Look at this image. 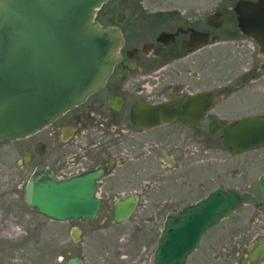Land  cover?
<instances>
[{"label":"flooded vegetation","instance_id":"af4514ba","mask_svg":"<svg viewBox=\"0 0 264 264\" xmlns=\"http://www.w3.org/2000/svg\"><path fill=\"white\" fill-rule=\"evenodd\" d=\"M233 1L230 7L212 10L211 0H107L97 10L95 20L118 28L122 35L120 59L104 87L28 136L32 140L22 151L32 153L33 169L42 164L57 178L102 171L96 190L98 211L85 222L96 220L87 232L90 240L97 239L103 224L110 227L131 220L137 211L152 210L163 213L156 247L169 212L219 187L233 188L253 200L208 228L184 264H264V254L256 260L249 257L250 243L264 239V194L259 189L264 145L230 152L223 137L225 125L233 120L224 115L227 103L247 93L254 106L256 95L264 94V55L238 27L233 10L237 0ZM217 11L223 13V20L215 27L212 15ZM226 20L232 22L228 31L253 40L259 55L242 66L232 87L230 82L213 84L209 56L195 58L220 41L218 31ZM203 36L205 43L198 47ZM171 98L178 104L179 117L151 127L133 123L136 103ZM247 115L264 116V112ZM126 196L136 197L135 207L127 220L117 222L115 203ZM79 230L81 238L83 230ZM137 239L110 242L106 251L94 256L84 251L72 256L84 264H148L149 249Z\"/></svg>","mask_w":264,"mask_h":264},{"label":"water","instance_id":"95a60500","mask_svg":"<svg viewBox=\"0 0 264 264\" xmlns=\"http://www.w3.org/2000/svg\"><path fill=\"white\" fill-rule=\"evenodd\" d=\"M106 0H0V141L28 137L45 128L89 95L104 87L120 59L122 35L118 28L95 20ZM240 30L255 40L264 55V0H237L233 6ZM214 26L223 13L212 15ZM202 38V37H201ZM205 36L197 46L205 43ZM216 37L212 41H216ZM199 94L191 98V106ZM180 116L175 99L132 107L136 126L151 127ZM230 152L264 145V116L250 115L229 121L223 132ZM29 167L33 155L20 158ZM101 170L57 178L37 165L24 186L27 207L55 221H91L100 204L96 194ZM264 194V174L259 178ZM253 198L233 188L219 187L194 203H186L166 215L151 264H184L206 230ZM135 196L120 197L114 219L129 218ZM70 236L80 240L73 227ZM264 254V239L250 243L249 257ZM66 264H84L72 256Z\"/></svg>","mask_w":264,"mask_h":264},{"label":"rangeland","instance_id":"374dc122","mask_svg":"<svg viewBox=\"0 0 264 264\" xmlns=\"http://www.w3.org/2000/svg\"><path fill=\"white\" fill-rule=\"evenodd\" d=\"M211 1L212 10L230 7L234 2L233 0ZM229 12L233 14L231 10ZM231 26L232 22L226 20L218 31L220 41L211 48L200 51L195 57L196 60L205 59V56L212 59L211 77L214 85L230 82V87L235 86L242 66H245L251 58L255 60L259 58L254 41L240 33L229 32ZM259 95H256L259 98L256 100L257 105L253 106L252 97L242 93L239 99L227 103L224 115L229 119H235L246 116L249 111L264 112V94L260 92ZM31 140L32 137H25L13 141H0V260L4 264L11 262L64 264L75 252L84 251L89 256H94L97 252L106 251L105 246H109L110 242L121 243L130 236H136L140 237L137 242L149 249L147 259L149 264L156 237L161 229L159 221L163 213L152 210L137 211L127 222L110 227L101 225L96 234L97 239L90 240L87 232L96 220L89 223L55 221L27 207L23 202L24 186L33 171V166L23 167L19 164V160L23 149ZM73 227L83 230L78 242H74L70 236ZM119 236L123 239H116ZM205 261L209 263L207 259Z\"/></svg>","mask_w":264,"mask_h":264},{"label":"bare ground","instance_id":"6f19581e","mask_svg":"<svg viewBox=\"0 0 264 264\" xmlns=\"http://www.w3.org/2000/svg\"><path fill=\"white\" fill-rule=\"evenodd\" d=\"M106 1H107V0H106ZM104 3H105V2H104ZM104 3H103V4H104ZM101 6H102V5H101ZM101 6H100V7H101ZM100 7H99V8H100ZM99 8H98V9H99ZM98 9H97V10H98ZM96 12H97V11H96ZM95 15H96V14H95Z\"/></svg>","mask_w":264,"mask_h":264}]
</instances>
